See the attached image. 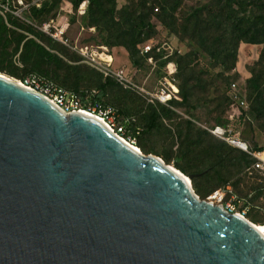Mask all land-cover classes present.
<instances>
[{"label": "water", "instance_id": "1", "mask_svg": "<svg viewBox=\"0 0 264 264\" xmlns=\"http://www.w3.org/2000/svg\"><path fill=\"white\" fill-rule=\"evenodd\" d=\"M195 177L0 74V264H264Z\"/></svg>", "mask_w": 264, "mask_h": 264}, {"label": "trees", "instance_id": "2", "mask_svg": "<svg viewBox=\"0 0 264 264\" xmlns=\"http://www.w3.org/2000/svg\"><path fill=\"white\" fill-rule=\"evenodd\" d=\"M25 1L31 4L36 0ZM62 1L43 0L40 8L30 7L26 19L36 28L11 20L13 29H9L0 17V74L23 84L32 76L45 77L62 89L79 95L86 107L98 104L104 110L116 109L120 122L131 120L126 125L125 138L137 140V147L144 155L163 159L156 150L147 149L142 144L143 139L160 133L164 129L162 120H177V115L162 106L150 107L140 120H135L133 116L142 112L144 102L91 68L70 64L78 59L38 30L54 18ZM67 1L73 7L72 22L79 17L85 28L96 30V34L82 45L108 50L123 48L137 71L147 70V60L141 56V49L146 43L156 41L158 33L154 19L170 34L189 42L191 50L185 55L176 52L167 59L165 52L155 55L160 69L171 62L176 64L175 78L180 95L170 106L182 110L190 118L186 121L180 119L177 125L180 158L174 165L187 177L198 176L192 185L201 200H206L220 188L232 186L231 180L236 172L249 175L253 159L214 138L208 131L197 127V123H200L198 112L201 108L208 109L207 121L213 123L208 129H233L235 124L246 126L254 121L264 123V0H205L197 9L189 10H185L184 5L192 0H127L121 8L118 0ZM84 2L87 3V11L85 17H81L79 9ZM163 42L168 41L157 43ZM242 44L263 47L259 60L249 68L247 110L238 109L229 95L231 85L241 77L236 68ZM18 55L22 68L13 62ZM202 56L211 61L208 70L197 65ZM215 70L218 72L211 76L210 72ZM218 83L227 88L223 101L209 98V93ZM93 92L95 96L91 97ZM233 131L235 135H240L235 129ZM253 148L264 151V147L257 145ZM163 161L170 166L172 159L166 157ZM251 176L259 182L255 183L251 193V202L256 206L259 197L264 195V177L258 174ZM236 194L241 198L251 195ZM259 210L253 209L248 220L263 226L264 213Z\"/></svg>", "mask_w": 264, "mask_h": 264}, {"label": "built area", "instance_id": "3", "mask_svg": "<svg viewBox=\"0 0 264 264\" xmlns=\"http://www.w3.org/2000/svg\"><path fill=\"white\" fill-rule=\"evenodd\" d=\"M42 1L43 0H36L33 3L28 4L25 0H0V17L4 20L9 29H13L10 24L11 20H16L31 27H35L31 21L26 19V13L30 7L35 6L40 8ZM61 11L73 13V7L69 3H65V6L61 8ZM86 11L87 3L84 2L79 9V15L81 17L85 16ZM38 30L54 42L70 48L73 52L79 55L81 59H83V63L98 71L104 76V78L114 80L124 90L137 93L145 99L148 104L171 108V102L180 95L179 88L177 87V80L175 78L176 64L174 62H171L166 66V76L163 79L164 81L155 89H150L147 86V81L142 84L135 83L125 68L115 67L114 56L107 48H99L93 45H82L79 43L72 45L68 38L69 21L66 17L59 16L58 19H52L41 28H38ZM29 38L33 37L29 36ZM163 52L167 54L165 59L173 56L176 52L179 54L181 53V51L173 47L169 42H163L160 44L150 41L142 47L141 56L145 57L148 63L153 69H155L157 62L155 55H161ZM24 85L43 94L67 113L82 112L99 118L120 138L128 143L131 142L130 138H125L126 125L130 124L131 120L125 119L120 122L119 114L115 109L104 110L98 104H88L86 107L79 95L62 89L45 77L32 76L27 79ZM229 95L238 109H248L249 105L245 96V91L241 89L239 84L234 83L231 85ZM90 96L94 97L95 93L93 92ZM208 131L215 138L243 151L253 159L254 163L251 168L248 169L250 176L258 174L264 177V151L254 150L252 146L240 139L239 136L235 135L233 129L230 127H214L208 129ZM252 196L253 195H249L247 198H241L234 192L233 187L228 185L215 191L206 201L215 205L223 206L229 213L239 215L249 221L248 216L250 212L255 208L259 209L251 202ZM253 225L256 226L255 224ZM262 227L264 228V225Z\"/></svg>", "mask_w": 264, "mask_h": 264}, {"label": "rangeland", "instance_id": "4", "mask_svg": "<svg viewBox=\"0 0 264 264\" xmlns=\"http://www.w3.org/2000/svg\"><path fill=\"white\" fill-rule=\"evenodd\" d=\"M205 2H206L205 0L188 1L185 3L184 8L185 10L186 9L189 10L192 8L197 9L199 4H202ZM65 3H69V2L67 0H63L61 2L58 12L54 16L53 19H58L59 16L66 17L70 23V28L68 31V38L70 39L72 45L76 43L83 44L84 42L88 41L93 35L96 34V30L85 28L82 22V19H80L79 17L75 22H72L74 14L68 13L67 11H64V12L61 11V8L65 6ZM118 4H119V7L121 8L127 4V0H118ZM157 12L158 11L155 10L156 14ZM191 13L192 11L190 10V14ZM153 21L157 26V33H158L157 37L154 39L156 41H153V42L157 43L158 41H162V40L168 41L170 44H172L173 47L181 51L182 55H185L190 52L191 48H190L189 42H183L176 36L170 34L164 27L159 25L156 19H154ZM59 46H62V45L59 44ZM62 47L66 49L70 55L78 59L77 62H70V64L72 65L80 64L82 66L89 67L87 64L83 63V59H81V57L77 55L75 52H73L70 48L64 47V46ZM262 49H263L262 46H251V45H246V44H242L240 47L239 62L237 64L236 72L239 73L241 77L239 80L236 81V83L239 84L241 89L245 91V96L247 95V79L251 77L249 73V68L252 67L259 60ZM109 51L115 58H117V63H115L114 66L118 68L119 67L125 68L129 72L130 77L133 79L135 83L142 84L143 82L147 81V86L150 89H155L161 82L164 81L163 79L166 76V67H164L163 69H160L158 62H156L155 69H153V67L147 61V64H148L147 70L137 71L136 69L133 68L132 64L129 61L128 53L123 48L111 49ZM13 62H14V65H16L19 68H22V64L19 61V55L13 59ZM197 65L200 69L204 68L208 70V68H210L211 61L207 56H202L200 57ZM217 72L218 70H215L213 72H210V74L211 76H215ZM127 92L133 94L134 96L139 98L142 102H144L142 112L139 113L138 115L133 116V118L137 121L140 120L143 114L146 113L148 108L150 107L161 108V105L155 106V105L148 104L145 99H143L141 96H139L135 92H132V91H127ZM225 94H227V88L223 87L222 84L218 83L217 86L214 89H212L211 92L209 93V98H211L212 100L220 99L221 101H223ZM203 96L204 95H202V97ZM165 108H168V107H165ZM108 109H114V108H108ZM168 109L171 110L173 113H175V115H177L178 117L177 120L176 119L174 120L163 119L162 124L164 126V129L160 133L144 138L142 144L149 150H156L157 152H159L160 155L163 157V159L161 158L162 160H164L166 157H170L172 159L170 166L173 168H176L174 165V162H177L180 158V154H179V151H180L179 143L180 142H178L177 140V125L180 119H182V121H186V120H189L190 118L182 110L173 109L172 107L171 109L170 108ZM207 111L208 109L205 110L204 108H201L198 112V114L201 115L200 116L201 124L197 123V127H200L204 131H208L207 127H211L213 125L212 121L211 122L207 121L208 120ZM234 129L238 131V133L240 134L238 135L239 138L242 139L244 142L248 143L250 146L254 147L255 145H257L259 147H264V123L254 121L250 125H246V126H243L241 124H235L233 127V130ZM130 143L133 144V146L135 147H137L139 144V142L134 139L131 140ZM240 173L239 172L235 173L234 178L231 180L232 181L231 185L234 191L238 193L239 195L241 196L249 195L254 191V187L256 185L255 183H257L258 180L255 179V176L245 175V173L243 174V172L240 175ZM255 205L258 208H260L259 210L260 212L264 213V195L259 197ZM255 217H257V214Z\"/></svg>", "mask_w": 264, "mask_h": 264}, {"label": "bare ground", "instance_id": "5", "mask_svg": "<svg viewBox=\"0 0 264 264\" xmlns=\"http://www.w3.org/2000/svg\"><path fill=\"white\" fill-rule=\"evenodd\" d=\"M99 119V118H97ZM100 120V119H99ZM102 121V120H100ZM103 122V121H102ZM105 123V122H103ZM135 147V146H134ZM137 150L141 151L139 148L135 147ZM187 177V176H186ZM260 225V224H259ZM256 225L255 227L258 229V231H260V233H262L264 235V228L262 226Z\"/></svg>", "mask_w": 264, "mask_h": 264}, {"label": "crops", "instance_id": "6", "mask_svg": "<svg viewBox=\"0 0 264 264\" xmlns=\"http://www.w3.org/2000/svg\"><path fill=\"white\" fill-rule=\"evenodd\" d=\"M114 59H115V63H117V58L114 57Z\"/></svg>", "mask_w": 264, "mask_h": 264}]
</instances>
